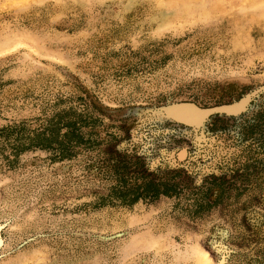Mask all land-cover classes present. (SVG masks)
I'll use <instances>...</instances> for the list:
<instances>
[{"label":"rangeland","instance_id":"1","mask_svg":"<svg viewBox=\"0 0 264 264\" xmlns=\"http://www.w3.org/2000/svg\"><path fill=\"white\" fill-rule=\"evenodd\" d=\"M69 103L75 158L0 138V264H264V0H0V130Z\"/></svg>","mask_w":264,"mask_h":264},{"label":"trees","instance_id":"2","mask_svg":"<svg viewBox=\"0 0 264 264\" xmlns=\"http://www.w3.org/2000/svg\"><path fill=\"white\" fill-rule=\"evenodd\" d=\"M77 105L69 103L68 106L55 110L52 116L41 120L33 130L27 128L26 122L4 127L0 130V138L6 141L14 158L29 150L38 149L51 152L54 161L71 160L92 146L93 142L86 137L89 133L84 130L96 123L87 106L83 103ZM146 191V196L150 193L149 198L155 199L160 195H171L170 191L173 190H161L159 185L151 184ZM141 198V194H137L126 204L132 205Z\"/></svg>","mask_w":264,"mask_h":264},{"label":"water","instance_id":"3","mask_svg":"<svg viewBox=\"0 0 264 264\" xmlns=\"http://www.w3.org/2000/svg\"><path fill=\"white\" fill-rule=\"evenodd\" d=\"M185 112H190L192 115ZM211 111L201 110L194 105L190 104H180L174 107L173 116L184 123L187 124H196L198 123L205 115L209 114Z\"/></svg>","mask_w":264,"mask_h":264},{"label":"bare ground","instance_id":"4","mask_svg":"<svg viewBox=\"0 0 264 264\" xmlns=\"http://www.w3.org/2000/svg\"><path fill=\"white\" fill-rule=\"evenodd\" d=\"M185 113L190 114V112H185ZM190 115H192V113Z\"/></svg>","mask_w":264,"mask_h":264}]
</instances>
